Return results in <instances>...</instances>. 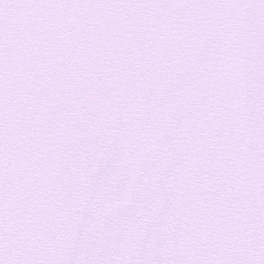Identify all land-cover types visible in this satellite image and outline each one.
<instances>
[{"label": "snow or ice", "instance_id": "obj_1", "mask_svg": "<svg viewBox=\"0 0 264 264\" xmlns=\"http://www.w3.org/2000/svg\"><path fill=\"white\" fill-rule=\"evenodd\" d=\"M0 264H264V0H0Z\"/></svg>", "mask_w": 264, "mask_h": 264}]
</instances>
